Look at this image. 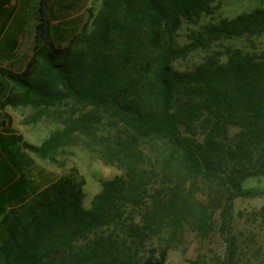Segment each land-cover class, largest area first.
<instances>
[{
    "label": "trees",
    "instance_id": "16d2710c",
    "mask_svg": "<svg viewBox=\"0 0 264 264\" xmlns=\"http://www.w3.org/2000/svg\"><path fill=\"white\" fill-rule=\"evenodd\" d=\"M213 1L103 0L95 13L89 0H0V264H164L187 232L225 240L210 264L257 262L238 227L263 223L264 206L237 213L234 201L259 193L245 179L264 177V8L181 45L182 24ZM244 38L250 48L226 44ZM217 45L225 50L176 68ZM7 106L69 110L36 145L1 115ZM72 133L121 170L101 180L91 209L77 167L58 175L31 155Z\"/></svg>",
    "mask_w": 264,
    "mask_h": 264
},
{
    "label": "rangeland",
    "instance_id": "374dc122",
    "mask_svg": "<svg viewBox=\"0 0 264 264\" xmlns=\"http://www.w3.org/2000/svg\"><path fill=\"white\" fill-rule=\"evenodd\" d=\"M103 0H89L87 8L97 13L102 7ZM257 8H264V0H214L212 10L204 14L196 23H183L177 33V40L181 45L191 41V35L200 31L203 26L218 23L223 19H232L237 15L251 12ZM91 23L90 14L86 12L84 22ZM82 25L80 26V28ZM235 47L250 48L252 45L246 38L236 39L226 44ZM258 46L264 47V37L257 40ZM32 48L30 39L23 47V52ZM217 50H225L222 46H211L210 49L198 48L186 58L176 62V68L188 70L203 62L206 56ZM62 106L57 108H39L33 106H7L1 115L9 113L12 125L24 139L30 143L41 145L57 130L64 129L59 115L68 111ZM31 155L42 165L58 175L64 174L72 167H77L85 177L83 186L84 198L82 205L91 209L96 196L101 192V180L110 179L121 173V170L109 163L103 157L101 147L89 136L72 133L48 156ZM245 187H255L259 193L254 196L239 197L234 201L235 211H258L264 206V177H249L244 180ZM243 231V238L247 241L252 253L259 252V259L254 264H264V222L258 220L242 221L238 227ZM226 247L222 236L214 232L207 239L202 240L192 232H187L181 241L166 252L164 264H195L205 259L202 264H210L214 256L221 255ZM252 256V255H251ZM252 264V263H251Z\"/></svg>",
    "mask_w": 264,
    "mask_h": 264
}]
</instances>
